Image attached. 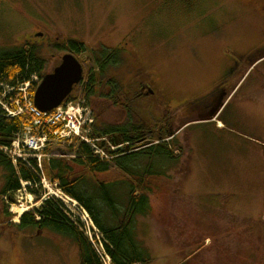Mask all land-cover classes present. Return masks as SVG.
Wrapping results in <instances>:
<instances>
[{
  "label": "rangeland",
  "instance_id": "1",
  "mask_svg": "<svg viewBox=\"0 0 264 264\" xmlns=\"http://www.w3.org/2000/svg\"><path fill=\"white\" fill-rule=\"evenodd\" d=\"M74 41L85 46L86 52L76 57L96 78V94L64 102L61 108L71 103L82 120L92 118L93 124L133 122L151 129L164 123L177 133L169 140L179 162L166 169L150 214L136 223L137 239L153 264H264V58L251 68L247 60L251 52L264 49V0H0V51L37 47L50 61L48 75ZM104 50L117 51L121 59L107 70V80L94 53ZM231 67L235 76L215 119L204 120L189 104L184 110L187 101L213 89ZM36 78L40 81L36 76L18 88L28 84L32 89ZM84 78L77 86L86 85ZM112 81L118 83V93ZM138 83L155 94L146 96L148 90L140 92ZM138 93L143 97L136 98ZM12 104L17 105L9 100V110L18 111ZM20 104L24 107L22 99ZM32 126L33 132L40 131ZM81 131L92 139L89 125ZM24 133L27 129L16 141L22 142ZM81 139L49 137L42 162L74 160L73 146L84 143ZM101 139L107 140L103 148L110 156L121 153V146L124 153L131 152L121 140ZM107 157L103 161L111 163ZM74 175L91 184L108 177L94 178L77 167ZM47 182L41 180L32 191L22 182L12 201L0 196V264H79L78 247L69 238L16 228V208L25 205L30 212L48 199L62 203L65 193ZM3 185L0 169V192ZM93 230L92 237L100 241V232Z\"/></svg>",
  "mask_w": 264,
  "mask_h": 264
},
{
  "label": "trees",
  "instance_id": "2",
  "mask_svg": "<svg viewBox=\"0 0 264 264\" xmlns=\"http://www.w3.org/2000/svg\"><path fill=\"white\" fill-rule=\"evenodd\" d=\"M65 49L73 52L75 56L86 52L85 46L75 41L68 42ZM94 53L97 69L104 79L110 67L121 64L117 51L104 50ZM263 58L264 49L251 52L247 57L250 68ZM45 63L39 49L34 46L0 51V95L10 93L4 102L9 103V100L17 96L13 92L18 93L17 88L25 82H30L33 77L39 76L41 82L46 75ZM84 76L82 84L86 81V85L77 86L74 89L75 94L72 93L66 103L76 102L83 97H95L96 78L89 77L87 70ZM38 85L39 83L32 85L33 94ZM114 87L118 93V83H115ZM7 88L13 91H6ZM11 108L16 109V106L12 104ZM35 120L34 114L23 112L19 116L9 117L0 110V169L4 172V185L0 196L11 201L14 194L22 189V182L30 184L27 187L29 191L37 184L40 185L42 173L37 160L31 159L26 163L19 159L15 165L2 148L11 147L18 135L32 126ZM145 125H135L131 122L123 126H106L95 122L90 137L107 138L113 143L121 140L126 144V148L130 147V153L111 152V163L96 157L94 151L85 143L73 146L76 147L77 155L74 160L47 158L43 162V172L47 179L58 184L59 189L88 212L102 236V241L94 236L92 243L80 220L74 217L63 202L52 199L44 201L39 209L24 213L16 228L46 230L69 238L78 247L79 264H106L107 258L110 264H153L150 252L137 239L136 223L139 218L150 214L151 199L161 191V181L167 176L166 169L179 162L180 154H176L172 149L169 126L161 123L149 129ZM43 132L53 138L51 128H45ZM43 132L41 129L36 131L40 135ZM147 143L150 146L132 151ZM99 145L102 147V143ZM75 167L94 178L101 175L108 177L102 182L91 184L74 175ZM92 233L95 232L92 230ZM95 242L99 246L94 245Z\"/></svg>",
  "mask_w": 264,
  "mask_h": 264
},
{
  "label": "built area",
  "instance_id": "3",
  "mask_svg": "<svg viewBox=\"0 0 264 264\" xmlns=\"http://www.w3.org/2000/svg\"><path fill=\"white\" fill-rule=\"evenodd\" d=\"M35 80L38 81V83L40 82L37 78ZM29 88L30 86L28 84H25L20 88H17L18 95L15 97V100L14 98L11 99V101L16 102L17 105L15 106H17L18 108L20 107L18 111L16 110L14 112L9 110L8 103L4 102L5 101L4 99L10 93L4 94L3 100H1L0 97V109L2 111H6L9 117L17 116L22 114L24 111H28V113L34 114L36 116V120L34 122L35 124L34 128H40L42 132L45 128H51V129L54 128V130L52 131L53 137L60 138L61 140L62 139L74 140L76 136L80 137L82 138L81 140L84 141V143H86L89 146H92V150L94 151L95 156L101 159L102 161L104 160V157H106V159H108L107 156L111 157L108 151H105L103 147L97 144L99 143L100 140L90 139L88 136L84 138L81 135L82 132L81 130L82 129L84 130L85 125H89V128L91 130L90 125H93L94 119L85 118L82 120L80 109L77 108L76 110V108L71 103H69L67 106H64L62 108L60 107L51 113H43L40 110H38L34 105L33 93ZM7 90L9 92L13 91V89H9V88H7L6 91ZM21 99L24 102V107L23 105L20 104ZM39 137L33 134L31 128H27V133H24L23 135V141L22 142L16 141L13 145H11V147L5 148L4 152L13 160V163L15 165L17 164V161L19 159L23 160L26 163L30 162L31 159L37 160L39 169L42 173L41 180L42 182L46 183L47 182L46 177L42 168V159L48 156L42 153H43V149L46 147V145L49 142V135L43 132ZM39 151H41L39 155L31 154V152L35 153ZM25 184H29V183H25ZM60 199L63 202V204L67 207V209L74 215V217L79 218L80 222L84 225L86 229V233L89 235L93 243V237H92L93 223L90 216L87 214L86 210L78 202L72 200L66 195H63V198Z\"/></svg>",
  "mask_w": 264,
  "mask_h": 264
},
{
  "label": "water",
  "instance_id": "4",
  "mask_svg": "<svg viewBox=\"0 0 264 264\" xmlns=\"http://www.w3.org/2000/svg\"><path fill=\"white\" fill-rule=\"evenodd\" d=\"M84 76L81 62L73 53H67L62 57V63L52 74L45 75L34 94V104L43 113H50L59 107L73 93L75 86L79 85ZM224 104L220 105L213 118L217 116ZM177 133H171L170 139ZM150 146V144H149ZM147 147L143 145L137 149ZM121 146L117 151L124 152ZM126 151H128L126 149Z\"/></svg>",
  "mask_w": 264,
  "mask_h": 264
},
{
  "label": "flooded vegetation",
  "instance_id": "5",
  "mask_svg": "<svg viewBox=\"0 0 264 264\" xmlns=\"http://www.w3.org/2000/svg\"><path fill=\"white\" fill-rule=\"evenodd\" d=\"M43 44L46 47H49L48 41L43 42ZM43 59L46 62L45 64H46V71H47L49 69L50 61H49V59H46L44 57H43ZM61 61H62V59H61ZM60 64H61V62H60ZM59 65L56 66L54 68V70H52V72H54L55 69L57 67H59ZM83 67H84V65H83ZM235 69H236L235 67H231V68L227 69L226 71H224L223 75L221 76V80L215 85V87L213 89H211L210 91H208L205 94H202L201 97H195L193 99L191 98L192 100L190 99L189 101L186 102V104L184 106V110L189 109V106H187L189 104L192 107V110H199L200 116L205 118L204 120L213 119V115L215 114L216 109L220 106V101H221L222 97L227 92V86L229 85L231 78L235 76V74H234ZM85 71H86V69L84 67V74H85ZM137 89L142 93L145 92V90L147 89L148 94L146 96L155 94V91L152 88H150V86L145 85L144 83H138ZM227 96H228V93H227L226 97ZM141 97H143V95L139 94V93L136 96V98H141ZM226 97H225V99H226ZM108 98L110 100H113L112 102H115L114 99L112 98V94H110L108 96ZM209 115H211L210 118L206 119ZM106 142H107V140L103 141V144L105 145Z\"/></svg>",
  "mask_w": 264,
  "mask_h": 264
},
{
  "label": "bare ground",
  "instance_id": "6",
  "mask_svg": "<svg viewBox=\"0 0 264 264\" xmlns=\"http://www.w3.org/2000/svg\"><path fill=\"white\" fill-rule=\"evenodd\" d=\"M215 119V118H214ZM218 125L221 126L222 123L218 121ZM52 194H56L54 191L51 192ZM28 210V207L23 205L15 209V212L17 213L18 217L16 218V222H20L21 216H23L24 213H26Z\"/></svg>",
  "mask_w": 264,
  "mask_h": 264
},
{
  "label": "crops",
  "instance_id": "7",
  "mask_svg": "<svg viewBox=\"0 0 264 264\" xmlns=\"http://www.w3.org/2000/svg\"><path fill=\"white\" fill-rule=\"evenodd\" d=\"M235 88H233V90H234ZM232 93V92H231ZM231 93H229L230 95H231ZM230 95H228V96H230ZM228 96L226 97V99L228 98Z\"/></svg>",
  "mask_w": 264,
  "mask_h": 264
}]
</instances>
